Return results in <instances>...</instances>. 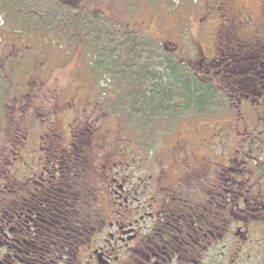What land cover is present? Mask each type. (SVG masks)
Returning <instances> with one entry per match:
<instances>
[{
	"label": "flooded vegetation",
	"instance_id": "flooded-vegetation-1",
	"mask_svg": "<svg viewBox=\"0 0 264 264\" xmlns=\"http://www.w3.org/2000/svg\"><path fill=\"white\" fill-rule=\"evenodd\" d=\"M64 1L0 18V264H264V0L117 7L86 39L97 0ZM143 111L159 155L121 146Z\"/></svg>",
	"mask_w": 264,
	"mask_h": 264
},
{
	"label": "rangeland",
	"instance_id": "rangeland-1",
	"mask_svg": "<svg viewBox=\"0 0 264 264\" xmlns=\"http://www.w3.org/2000/svg\"><path fill=\"white\" fill-rule=\"evenodd\" d=\"M184 1L186 0H97L96 4L79 8L78 13H81L79 17L82 18L81 16H83V19L89 20V22H80L81 25L78 27H80V32L86 39L88 32H85V30L87 29L86 27H89L88 24L94 25V28L98 26L96 23L97 21H94V18H101L103 17V13L114 12V9L119 7L121 9V13L124 14V19L132 17V24L146 21L154 27L157 24L162 25L161 23H164V25H168L165 27L170 29L171 27L180 26L182 16L179 14L178 7L179 3H183ZM247 1L250 2V0ZM239 2L241 1L239 0ZM64 4V0H0V18L11 19L14 21L11 23H15V25L29 23L35 25L34 27H39V24H42L43 17H45L44 15L48 11L55 10L56 14H58L62 10H66L64 9ZM74 10L75 8L67 9L66 11L74 17ZM186 12L188 13L186 15L187 18L194 17L191 10L187 9ZM57 16L58 15H56V17ZM56 19L59 24H62L58 25V27L64 26V23L59 22L58 18ZM138 28L139 27L136 28L135 33H142L138 30ZM157 31H160V28H157ZM70 51L71 55H77L78 58H80V56L83 57V54H85L83 53V50V54L81 52H76L78 49H70ZM86 55L88 56V53ZM76 66L75 71H81L80 62ZM133 108L134 106H132V109ZM135 108H137V110L141 109L140 106ZM166 108L170 107L166 106ZM143 112L142 113L144 115H137L136 117V131L132 132V137H122L125 142L121 144V146L132 151L133 142L135 145V148L133 149H136L143 155L147 150V146L151 143L154 154L159 155L161 152V145L168 138L164 137L166 135L165 132H159L157 137H155L156 132L159 129L160 131H164L166 129V124L172 122L170 119L166 120L164 115L157 116L155 114H146L145 111ZM139 122L143 123V125H140ZM162 122L165 123L162 124Z\"/></svg>",
	"mask_w": 264,
	"mask_h": 264
}]
</instances>
